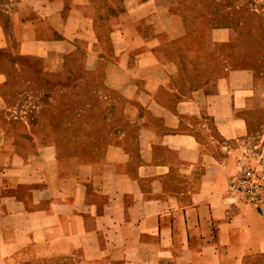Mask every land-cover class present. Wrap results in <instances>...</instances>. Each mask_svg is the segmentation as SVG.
I'll use <instances>...</instances> for the list:
<instances>
[{
  "label": "crops",
  "instance_id": "0c3cea01",
  "mask_svg": "<svg viewBox=\"0 0 264 264\" xmlns=\"http://www.w3.org/2000/svg\"><path fill=\"white\" fill-rule=\"evenodd\" d=\"M253 17L264 0H0V264H264V201L227 189L264 170ZM22 57L95 100L19 110Z\"/></svg>",
  "mask_w": 264,
  "mask_h": 264
},
{
  "label": "rangeland",
  "instance_id": "374dc122",
  "mask_svg": "<svg viewBox=\"0 0 264 264\" xmlns=\"http://www.w3.org/2000/svg\"><path fill=\"white\" fill-rule=\"evenodd\" d=\"M251 21L258 22L259 24H264V19H256V17H253ZM261 36H264V34H261ZM254 48L257 56L260 55L261 59H254L253 61L255 62L256 67L258 69L264 71V43L255 45ZM2 54L3 53L0 52V58ZM19 63L21 67L20 70L22 71V69H24V72L28 74L23 75L22 77L21 76L12 77L8 83L9 86L7 88L8 89L7 94L9 96V100L18 101L20 103H24L25 105H30L28 106V108L23 107L20 108L19 110L30 111L29 113L33 115L32 111L34 110V107L31 105L37 102L39 98L48 99L50 94L52 95V97H54V99H57L59 101H64L66 98L74 99V100L79 99L78 101H82V99L86 101L95 100V97H92L91 95L88 94V91H85L83 89L84 87L83 85H88L87 83H85L88 82L87 80L79 81V80L71 79V77H69L64 81L54 82L53 83L54 86H53L49 81L46 80L47 79L46 77L38 73L39 69L41 68L38 59H34L31 57H22L19 58ZM35 72H37L38 87H41L42 89L40 91L34 90ZM47 86L52 88V93L50 91H45L47 89ZM64 86L67 87V90L63 88ZM80 123L81 122H79L78 124H74L75 129H77V132L81 131L80 127L82 125ZM93 126L97 127L98 125L95 124ZM94 142L96 143L97 141ZM73 143L75 145L74 147H81V145L83 143H86V141H82L81 139L77 138L76 140L73 141Z\"/></svg>",
  "mask_w": 264,
  "mask_h": 264
},
{
  "label": "built area",
  "instance_id": "2783aa9c",
  "mask_svg": "<svg viewBox=\"0 0 264 264\" xmlns=\"http://www.w3.org/2000/svg\"><path fill=\"white\" fill-rule=\"evenodd\" d=\"M229 193L248 205L264 201V170L243 166L227 181Z\"/></svg>",
  "mask_w": 264,
  "mask_h": 264
}]
</instances>
